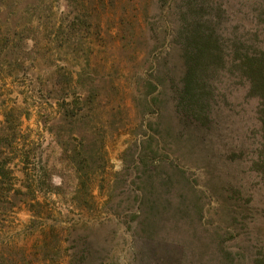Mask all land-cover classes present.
I'll use <instances>...</instances> for the list:
<instances>
[{"label":"rangeland","instance_id":"374dc122","mask_svg":"<svg viewBox=\"0 0 264 264\" xmlns=\"http://www.w3.org/2000/svg\"><path fill=\"white\" fill-rule=\"evenodd\" d=\"M260 1L0 0L1 262L264 264V135L230 64L240 36L264 47ZM198 8L229 56L204 125L177 92ZM41 223L65 228L59 255L33 253Z\"/></svg>","mask_w":264,"mask_h":264},{"label":"trees","instance_id":"16d2710c","mask_svg":"<svg viewBox=\"0 0 264 264\" xmlns=\"http://www.w3.org/2000/svg\"><path fill=\"white\" fill-rule=\"evenodd\" d=\"M195 16L189 24H181V32L183 37L180 46L181 70L178 80V98L179 103L185 107L188 122L205 124L208 120L210 101L215 96L217 90L220 91V81L218 78L229 69H224L229 61L227 46L224 45V38L220 29L216 28L208 17H199L200 8L193 11ZM259 17L264 24V0L259 3ZM197 16V17H196ZM240 54L237 53V63L234 59H230V64L237 67L234 69L239 79L245 87L247 95L256 101L257 120L261 125V132L264 135V47L258 48L249 43V41L240 36L238 40ZM235 49L237 47L235 46ZM239 52V50H238ZM235 73V75H236ZM168 79V78H167ZM219 96L223 93L218 94ZM0 151V183L4 173H10L8 161ZM82 172V170H81ZM75 186L74 193L82 192L85 195V203L91 206L93 195L87 185L91 182L89 175H81L79 169H75ZM29 184L25 188H32V184H36V179L25 173ZM86 178V182L85 179ZM36 188L37 184L35 185ZM49 191V190H48ZM50 192H52L50 190ZM54 194V193H53ZM88 198V199H87ZM32 212V222L45 218V212L51 210L41 201L33 199L32 203H28ZM92 207V206H91ZM41 223L42 233L37 235L33 241L34 254L42 256L59 255L64 250V231L62 225L54 224L43 226ZM94 225L91 219L82 220L81 226L84 229ZM80 259L75 264H94V256L88 247L82 249ZM93 261L88 263L87 258ZM59 259V258H58ZM57 257H50V264H60ZM42 261V259H38ZM44 261V260H43ZM0 264H4L0 260ZM30 264V263H29ZM34 264V263H31ZM47 264V263H43Z\"/></svg>","mask_w":264,"mask_h":264}]
</instances>
